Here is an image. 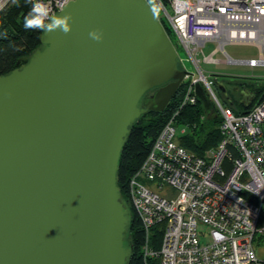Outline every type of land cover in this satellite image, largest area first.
<instances>
[{
  "label": "water",
  "instance_id": "1",
  "mask_svg": "<svg viewBox=\"0 0 264 264\" xmlns=\"http://www.w3.org/2000/svg\"><path fill=\"white\" fill-rule=\"evenodd\" d=\"M68 12L70 32L42 31L0 75V264L127 263L120 152L134 121L163 111L185 75L148 0H69L50 17Z\"/></svg>",
  "mask_w": 264,
  "mask_h": 264
},
{
  "label": "built area",
  "instance_id": "2",
  "mask_svg": "<svg viewBox=\"0 0 264 264\" xmlns=\"http://www.w3.org/2000/svg\"><path fill=\"white\" fill-rule=\"evenodd\" d=\"M29 1L31 9L36 3L45 5L50 17L69 0ZM12 2L0 0V11ZM148 2L170 27L185 75L176 108L128 180L129 201L144 230L143 257L156 259L155 264H264V221L259 222L264 201V99L235 114L218 101L214 82L201 67L218 62L264 67V0ZM208 42L216 46L205 54ZM227 44L253 45L259 55L233 58L225 51ZM218 51L225 58L215 59ZM197 84L221 118L220 140L201 155L179 143L186 128L176 137L175 127L181 110L199 100ZM166 186L172 189L170 197L153 190ZM158 224L163 231L154 249L149 235ZM200 236L206 238L204 243Z\"/></svg>",
  "mask_w": 264,
  "mask_h": 264
},
{
  "label": "trees",
  "instance_id": "3",
  "mask_svg": "<svg viewBox=\"0 0 264 264\" xmlns=\"http://www.w3.org/2000/svg\"><path fill=\"white\" fill-rule=\"evenodd\" d=\"M150 4L152 8L155 6L153 3ZM30 11L29 0H13L12 3L0 11V75L19 68L24 63L22 58L29 56L40 45L39 39L42 30L24 28V19ZM160 22L174 43L170 27L162 18H160ZM19 60L20 62L18 63ZM237 84L243 90H247L253 96V99L249 106H245L244 101L237 97L236 106H230L235 114L247 112L264 99V84L254 85L244 82ZM181 91L182 84L179 85L163 111L150 110L141 114L129 127V132L120 152L117 185L120 189L121 197L131 213L127 230V243L132 248V254L126 264L156 263V259L146 260L143 257L141 247L145 240L144 230L129 201L128 180L139 168L155 137L176 108ZM151 92L153 90L149 91L146 95H149ZM177 122L184 123L192 129V134L182 136L179 139V143L197 155H201L205 150L214 147L221 138L219 131L221 118L213 109L212 104H210L209 108H206L200 100H197L196 104L186 106L181 110ZM210 125H213V127H209ZM198 127L201 135L198 134L199 131L197 132ZM263 221L264 201L259 222L262 223ZM162 231V224L151 228L148 242L151 248H159Z\"/></svg>",
  "mask_w": 264,
  "mask_h": 264
},
{
  "label": "rangeland",
  "instance_id": "4",
  "mask_svg": "<svg viewBox=\"0 0 264 264\" xmlns=\"http://www.w3.org/2000/svg\"><path fill=\"white\" fill-rule=\"evenodd\" d=\"M152 3V2H151ZM153 10L155 11L157 16H161V12L156 6H153ZM215 43L208 42L203 47V52L205 54H209L214 48ZM225 51L228 55L237 59H247V58H257L259 55L258 48L253 45H241V44H227L225 45ZM179 55L183 56L182 51L178 50ZM264 55V48H263ZM214 58L218 60H222L225 58L223 52L218 51L214 54ZM187 67H189L188 63H186ZM201 67L205 71V74L208 78H212L213 80V90L218 99V101L223 106H236V101L238 97V87L239 82H244L247 84H264V67L258 66L251 68L245 64H227L224 62L218 63H201ZM216 81H222L226 87V93L220 92L215 86ZM237 86V88H236ZM213 102V100L210 99ZM232 103V104H231ZM177 133L176 137L179 136L180 129L182 127L186 128V134H192V129L189 126L184 125V123L177 122L175 124ZM209 127H213L210 125ZM199 131V127L197 128V132ZM201 135V131L198 133ZM175 137V138H176ZM199 137V136H198ZM197 137V138H198ZM161 195H166L170 197L172 194V189L168 186L164 187L162 190L153 189ZM206 241L205 237L200 236V242L204 243Z\"/></svg>",
  "mask_w": 264,
  "mask_h": 264
},
{
  "label": "clouds",
  "instance_id": "5",
  "mask_svg": "<svg viewBox=\"0 0 264 264\" xmlns=\"http://www.w3.org/2000/svg\"><path fill=\"white\" fill-rule=\"evenodd\" d=\"M71 19L72 14L70 12L65 13L60 17H49L48 10L45 5L36 3L33 5L28 16L24 19V28L40 29L47 32L59 29L67 34L71 30V24L69 23ZM45 20H49L50 22L45 23ZM89 36L97 41L102 39V33L96 29L90 31Z\"/></svg>",
  "mask_w": 264,
  "mask_h": 264
},
{
  "label": "flooded vegetation",
  "instance_id": "6",
  "mask_svg": "<svg viewBox=\"0 0 264 264\" xmlns=\"http://www.w3.org/2000/svg\"><path fill=\"white\" fill-rule=\"evenodd\" d=\"M237 86H236V88H237ZM238 90H239L238 97L244 101L245 100L244 96L246 95V93H248V91L247 90H243V88H240V87H238Z\"/></svg>",
  "mask_w": 264,
  "mask_h": 264
}]
</instances>
